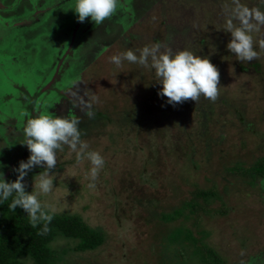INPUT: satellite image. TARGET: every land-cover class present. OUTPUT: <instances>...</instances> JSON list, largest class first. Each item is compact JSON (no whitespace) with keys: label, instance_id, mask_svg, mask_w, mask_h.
<instances>
[{"label":"rangeland","instance_id":"obj_1","mask_svg":"<svg viewBox=\"0 0 264 264\" xmlns=\"http://www.w3.org/2000/svg\"><path fill=\"white\" fill-rule=\"evenodd\" d=\"M143 3L146 7L134 8L138 13L131 17L133 22L124 33L117 32L118 26L109 28L106 36L99 27L90 28L88 43L82 46L84 49L80 47L70 69L73 75L80 74L76 92H85L87 107L106 114L107 118L98 120L89 135L81 137L89 150L103 156L105 164L95 187L90 188V162L77 164L75 153L64 146L56 153V168L50 170L54 189L39 199L55 212L79 214L89 226L102 229L106 238L94 250H70L65 264H159L160 243L173 222L159 221L157 215L189 198L195 185H215L230 211L225 215L206 214L200 227L193 228L194 233L198 235L200 228L208 232L205 241L231 264H248L251 256L259 255L262 257L255 264H264V185L262 180L250 184L228 170L234 163L249 165L264 154V51L258 44L264 39V27L252 33L260 58L242 63L227 49L231 34L224 29L236 0ZM238 3L264 12V0ZM42 4L43 0L37 1L36 10ZM23 9L31 10L29 0H0V18L17 19ZM72 9L69 6L65 11H55L37 29L32 27L38 22L28 28L30 31L17 27L20 33L16 29L10 42L0 35V82L8 79L16 83L24 77L22 81H27L31 94L46 84L41 76L47 71L53 74L48 66L57 45H61L55 38L60 36L62 23L77 18H72ZM40 30L38 39H34ZM19 37L16 47L14 39ZM155 43L163 46L162 51L187 49L208 58L218 68L219 98L211 102L201 97L196 103L209 110L206 130L195 102L173 107L166 97L158 96L161 85L153 69L127 61L117 67L110 62L113 55L129 49L139 55V49ZM21 68L25 71H19ZM48 77L50 80L49 73L45 79ZM10 82H3L7 88L0 91V173L7 182L17 178L13 169L30 155L28 151L27 156H21L24 148L20 145L21 120L30 99L18 91L22 87L14 84L12 88ZM43 171L36 167L28 172L25 191H36V175ZM220 204L214 200L211 207ZM191 223L188 220V225ZM72 245L65 238L53 243L58 249ZM188 264L199 262L193 257Z\"/></svg>","mask_w":264,"mask_h":264},{"label":"clouds","instance_id":"obj_2","mask_svg":"<svg viewBox=\"0 0 264 264\" xmlns=\"http://www.w3.org/2000/svg\"><path fill=\"white\" fill-rule=\"evenodd\" d=\"M120 5L121 0H75L72 10L77 15V22L84 23L90 18L91 22L98 26L114 17ZM234 21H238V24ZM261 27H264V12L258 8L249 9L236 0V7L232 9L224 29L231 34L227 49L238 61L244 63L260 58V52L254 47L257 42L252 33H258ZM258 44L259 49L264 51V39H260ZM162 47L160 43H155L139 49V55L129 49L109 59L117 67L127 61L153 69L161 85L158 96L166 97L167 104L173 107L187 101L196 104L201 97L211 102L219 98L220 72L208 58H201L187 49L175 53L171 48L162 51ZM87 115L91 117L93 113L89 111ZM79 124L78 118L52 114H39L28 119L22 129L21 143L26 145L30 153L27 161H20L18 168L13 169L18 175L12 182H7L0 173V204L15 194L8 205L9 210L15 212L18 207L23 209L33 228L43 223V228L38 233L40 235L49 231L48 225L55 212L51 205L42 204L39 197L49 195L54 189L50 170L56 168L57 151H63L64 146H67L75 153L77 164L84 160L90 162L91 168L87 174L90 188L95 187L99 172L104 167L103 156L98 151L89 150V144L81 139ZM36 167L43 168L44 171L36 175L33 185L36 191L27 192L24 178ZM261 183L264 185V181Z\"/></svg>","mask_w":264,"mask_h":264},{"label":"trees","instance_id":"obj_3","mask_svg":"<svg viewBox=\"0 0 264 264\" xmlns=\"http://www.w3.org/2000/svg\"><path fill=\"white\" fill-rule=\"evenodd\" d=\"M254 65L258 66V64ZM194 105L206 130L210 120L209 110L199 104L194 103ZM33 107V101H29L25 110L30 113L28 119L36 116L33 114ZM90 112L93 113L91 117L89 115L72 117L80 120L81 137L89 135L98 120L107 118L104 111L90 108ZM21 148H24L21 156H27L26 145ZM228 170L250 184L263 181L264 154L258 156L249 165L237 162ZM14 195L0 204V264H62V262L65 264V255L70 250L85 252L94 250L104 243L106 233L100 228L89 226L82 216L76 213L54 212L47 234H38L43 228V223L33 228L23 209L18 207L15 212L9 210L8 205ZM214 200L221 202L220 207H211ZM229 211L230 207L215 185L210 188L195 185L189 198L183 199L168 211H159L157 215L159 221L173 222V226H170L162 237L159 264H188L193 257L197 258L199 264H231L215 247L205 241L204 235L208 232L200 228L196 235L193 231V228L200 227L206 214L225 215ZM188 220H192L191 225H188ZM59 238H65L73 245L61 249L54 247L53 243ZM261 257L262 255L251 256L248 264L257 263Z\"/></svg>","mask_w":264,"mask_h":264},{"label":"flooded vegetation","instance_id":"obj_4","mask_svg":"<svg viewBox=\"0 0 264 264\" xmlns=\"http://www.w3.org/2000/svg\"><path fill=\"white\" fill-rule=\"evenodd\" d=\"M37 1L39 0H29L31 10L23 9V12H21L22 16L18 17L17 19L5 17L0 18V35L4 39H7V41L10 42V38L11 36L15 35L14 31L17 29V27H24L30 31L28 28H31L33 24L38 22L39 24H36L34 27H32H36L35 29H37L43 25L50 18V16L55 13V11H65L69 6L74 7L75 4V0H43V4L39 10H36L35 5L37 4ZM143 4V0H134V3L133 0H121V5L117 14L111 19L105 20L101 25L98 26H95L94 22H91L90 18H88L84 23L77 22V18H75L74 21L69 20L68 23H62V29L59 31L60 36L56 38L54 37L55 40L59 39L61 45H57V50L55 51L53 58L50 60L51 63L48 66L53 68V70H51L53 74H50V71L46 70L47 72L41 76V79L43 82L45 81L46 84L38 86L37 90L35 89V93L31 94L27 88V86L29 87L27 81H22L26 80L24 77H22V80L17 81L16 83L10 82L8 79H4V81L0 82V91L3 87L7 88V84H4L3 82H10L11 85L13 84L12 88L15 87L14 84L22 87V89H18V91L20 93L24 92L25 95L23 96H26L28 99H30L29 101H33V114L36 116L39 114L60 115L69 118L74 116H86L90 111V108L87 107L88 102L85 98V92L84 94L82 93L80 95H78L76 92V87L81 84L79 79L80 74L73 75L70 69L73 67L72 65H75L76 58L79 57L76 56L79 49H84L82 46L88 43V37L86 36L87 32L92 27H99L98 30L101 32V34L105 35L109 32V28L118 26L117 32L120 33L123 31L124 33L130 25L129 22H133L131 17L138 13V11L134 10H139L146 7ZM71 14H73L72 18H74V15L77 16L73 10L71 11ZM15 20H20L21 22H17ZM111 24L113 25L110 26ZM16 32H19L18 29ZM40 32L42 31L40 30L36 33L34 39L37 37V35H39ZM7 37H9V39ZM19 39L20 37L14 39L16 42V47H18ZM66 47L71 51L69 52L66 50ZM89 57L86 59H89ZM92 58H94V56H92ZM15 68L17 69L19 67H14V69ZM23 68L19 69V71H21ZM23 70L25 71V69ZM48 73L51 75L50 80L49 77L47 80L45 79ZM51 82L53 83L51 84ZM77 89H79V87H77ZM81 90L82 89H80V91ZM24 114L25 115L22 118L21 123H24L25 125L30 113H28V111H24Z\"/></svg>","mask_w":264,"mask_h":264}]
</instances>
